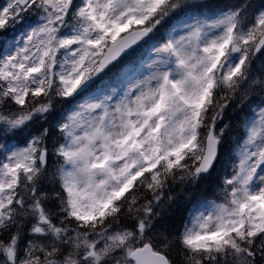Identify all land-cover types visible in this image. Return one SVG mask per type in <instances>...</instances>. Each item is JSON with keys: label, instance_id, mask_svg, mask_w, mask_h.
I'll use <instances>...</instances> for the list:
<instances>
[{"label": "snow or ice", "instance_id": "snow-or-ice-1", "mask_svg": "<svg viewBox=\"0 0 264 264\" xmlns=\"http://www.w3.org/2000/svg\"><path fill=\"white\" fill-rule=\"evenodd\" d=\"M0 264H264V0L0 5Z\"/></svg>", "mask_w": 264, "mask_h": 264}, {"label": "rangeland", "instance_id": "rangeland-1", "mask_svg": "<svg viewBox=\"0 0 264 264\" xmlns=\"http://www.w3.org/2000/svg\"><path fill=\"white\" fill-rule=\"evenodd\" d=\"M6 2V0H0V5H3Z\"/></svg>", "mask_w": 264, "mask_h": 264}]
</instances>
